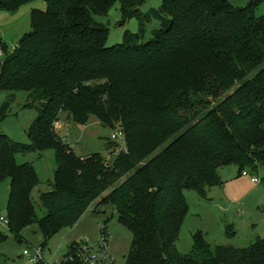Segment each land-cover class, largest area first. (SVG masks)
I'll return each instance as SVG.
<instances>
[{"label":"trees","instance_id":"obj_1","mask_svg":"<svg viewBox=\"0 0 264 264\" xmlns=\"http://www.w3.org/2000/svg\"><path fill=\"white\" fill-rule=\"evenodd\" d=\"M35 1L0 0V11ZM44 1L46 11L32 12L33 31L16 52L8 54L0 39L7 52L0 91L28 93L27 107L38 112L29 144L0 135L12 236L21 242L22 232L37 225L48 242L98 203L114 208L131 230L126 264H264V240L245 249L212 248L199 233L191 254L177 249L189 211L185 190L207 198V188L222 184L221 167L238 166L242 175L264 169V15H256L264 0L245 8L229 0H163L143 17L147 0ZM117 3L125 21L140 18L141 30L109 48L110 30L95 17ZM154 20L161 27L144 43V26ZM92 117L124 133L112 165L101 154H73L55 132L62 119L86 126ZM47 150L55 151L57 170L53 190L41 195L47 214L40 219L32 199L40 185L35 168L19 165L16 156ZM7 239L0 233V244ZM74 245L61 264H71Z\"/></svg>","mask_w":264,"mask_h":264},{"label":"rangeland","instance_id":"obj_2","mask_svg":"<svg viewBox=\"0 0 264 264\" xmlns=\"http://www.w3.org/2000/svg\"><path fill=\"white\" fill-rule=\"evenodd\" d=\"M251 0H229L236 8H245ZM163 0H147L140 7L141 17L151 10H159ZM44 0L24 5L16 12L0 11V39L9 50L19 45L22 38L33 31L31 14L34 10L46 11ZM258 17L264 15V3L256 12ZM95 20L107 26L110 30L107 47L112 48L122 44L127 33L139 34L141 30L140 18L134 17L125 21L121 4L117 3L106 16L95 17ZM161 23L154 20L144 26L142 42L147 43L153 38V32L160 29ZM8 52V51H7ZM6 114L0 118V135H5L12 142L29 144L28 132L38 117L35 108L27 107L28 93H7L0 91V113L8 97ZM55 132L63 138L70 152L79 157L101 154L107 164L112 165L125 147L121 139L113 140L115 129L107 128L102 121L92 117L86 126L74 125L62 119L55 124ZM16 162L19 165L32 164L35 168L40 185L32 194L37 214L42 219L47 213L40 201L41 195L53 190L57 160L54 150H47L43 154L36 152L27 155L18 154ZM222 184L207 188V198H202L196 190H185L184 196L188 204V214L184 219L177 249L182 255L191 254L194 250V236L201 233L205 241L212 247L230 246L245 249L264 240V169L256 175L249 173L244 177L240 168L235 165L224 166L218 170ZM257 176L260 184L251 182V177ZM11 195V181L0 182V215H9L8 205ZM95 203L88 212L72 227L61 230L48 242H45L37 225L22 232L21 242L11 234L9 228L0 232L8 239L0 244V264H28L23 252L28 248L46 246L44 264H61L68 248L74 243L89 240L97 244L101 229L108 227L110 236V250L121 264L127 263L133 235L131 230L118 221L114 208H97Z\"/></svg>","mask_w":264,"mask_h":264},{"label":"built area","instance_id":"obj_3","mask_svg":"<svg viewBox=\"0 0 264 264\" xmlns=\"http://www.w3.org/2000/svg\"><path fill=\"white\" fill-rule=\"evenodd\" d=\"M19 46H13L8 54H12L18 50ZM7 56V52L0 49V59H4ZM113 140L121 139L125 140L124 133L122 131H116L112 135ZM244 177H249L248 172L243 173ZM251 182L254 184H260L258 177L252 176ZM10 222L7 217L0 215V232L2 229L9 228ZM110 236L105 228L101 229L99 242L97 244L90 243L89 240L75 243L72 254L67 258L71 264H121L116 260L111 253ZM23 256L27 258L28 264H44L45 263V249L42 246L37 248H28L23 252ZM77 261L78 263H76Z\"/></svg>","mask_w":264,"mask_h":264}]
</instances>
